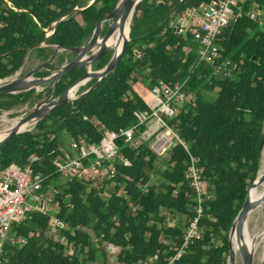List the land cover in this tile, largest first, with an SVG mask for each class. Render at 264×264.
I'll list each match as a JSON object with an SVG mask.
<instances>
[{
  "label": "trees",
  "instance_id": "16d2710c",
  "mask_svg": "<svg viewBox=\"0 0 264 264\" xmlns=\"http://www.w3.org/2000/svg\"><path fill=\"white\" fill-rule=\"evenodd\" d=\"M119 1L0 0V79L14 76L29 51L27 64L34 67L35 59L41 64L53 55L54 46L85 45ZM210 1L140 2L116 70L85 97L0 147V172L32 163L36 173L50 176L42 192L58 191L52 204L56 213L34 211L12 225L14 242H6L2 264H110L109 246L119 250L115 264H228L230 232L258 177L264 146V0H244L243 17L218 36L219 58L213 65L199 62L201 45L190 31H177L187 13ZM113 53L92 69L102 70ZM68 56L63 51L54 61L64 64L76 57ZM85 73V68L69 73L39 94L0 95V111L57 98ZM185 81L186 102L167 119L179 141L166 156L140 139L144 125L134 136L138 143L126 142L123 133L138 124L135 113L152 111L153 87ZM106 132L120 137L104 181L55 173L53 161L69 150L66 141L98 145ZM193 163L209 198L202 203L197 234L185 244L198 206L188 177ZM170 216L179 219L169 225ZM20 238L23 243H17Z\"/></svg>",
  "mask_w": 264,
  "mask_h": 264
},
{
  "label": "built area",
  "instance_id": "2783aa9c",
  "mask_svg": "<svg viewBox=\"0 0 264 264\" xmlns=\"http://www.w3.org/2000/svg\"><path fill=\"white\" fill-rule=\"evenodd\" d=\"M243 2L244 0H211L208 4L193 9L179 21L180 24L188 27L185 32L190 31L201 45L200 63L213 65L219 58L218 36L231 23L243 17ZM247 15L255 18V13L248 12ZM185 86L186 81L176 84L160 83L154 86L152 111L135 113L138 124L123 133L126 136V142L138 143L139 141L134 140V136L137 129L143 125L146 126V131L140 135V139L148 141L155 153L164 151L170 138L175 137L179 141L174 130L167 124V119L176 117L180 112V106L186 102ZM119 137L120 135L115 132H106L104 139L98 145L84 141L71 142L69 150L54 159L55 173L68 178L104 181L113 169L112 164L117 156L116 143ZM161 141L165 143L159 146ZM34 161H36L35 158L31 162ZM124 162L128 164L126 160ZM49 177L36 173L32 163L23 168L12 165L0 172V264L3 261L2 255L6 242H14L9 236L12 225L25 221L28 214L34 211L48 214V205L53 204L54 197L44 198L42 188ZM188 177L197 192L198 206L197 216L191 221L187 230L185 244L197 234L198 224L203 215L202 203L209 198V194L202 188L201 175L194 163L189 167ZM50 190H53L54 195L58 194V191H54L52 187ZM30 199L33 202H30ZM23 242L22 238L17 241V243Z\"/></svg>",
  "mask_w": 264,
  "mask_h": 264
},
{
  "label": "water",
  "instance_id": "95a60500",
  "mask_svg": "<svg viewBox=\"0 0 264 264\" xmlns=\"http://www.w3.org/2000/svg\"><path fill=\"white\" fill-rule=\"evenodd\" d=\"M94 1L95 0H93V2ZM142 1L143 0H120L113 13L108 17L104 18L103 20H101L97 24L92 37L85 45L74 48L54 46L55 51L47 61L41 63L39 66L28 71L24 75H21L22 69L29 55L30 52L29 51L23 66L14 76L6 79H0V81H2V84L0 85V95L21 94L31 90H35V92L37 93L40 91V89L44 88L48 84H53V86H55L64 76H66L69 73H72L82 68L86 69V73L77 81H75L72 84V86H70L61 96L54 98L51 101H49L50 98L41 101L33 107L31 112L26 113L25 116L19 122V124L16 127H14L6 137L0 140V147H2L4 144L9 142L14 136L24 133V132H20V127L24 123L33 119H37V123H38L52 112L58 110L59 108L68 104H72L74 101H76L81 97H85L89 92L95 90L105 77H107L110 73L116 70L127 48L128 42L130 40L129 37L124 40L121 51L118 54L113 53L110 62L102 70L94 71L92 70V66L96 61H98L100 58L105 56L107 53L114 52L113 49L107 45L108 40L117 30H119L121 34L124 35L127 23L129 26V36H130L131 22L134 13L136 11L138 4ZM76 11L77 9L73 10L71 13H74ZM107 21H111V24L109 25L105 35L101 36L103 24ZM60 51H67L74 53L76 57L74 60L65 64L55 63L54 60ZM51 66H54L56 69L51 70L50 69ZM45 70L49 71V73L41 77L36 76V74ZM94 79L97 80L94 86L82 92L75 99H69L68 92L72 87L78 85L81 88L82 86H85L89 81ZM31 130L32 129L28 131ZM263 143H264V137H263ZM263 183H264V175L260 176L258 174V177L255 180V182L248 187V193L245 203L241 211L239 212L230 232L231 250H232V234L233 232H236L237 241L239 244H241V247L239 248L238 252L242 258L243 264L254 263L253 258H251L248 255L246 248L242 246V241L244 239V232H245L243 222L246 220L251 210L255 207V203L252 202L249 198V190L251 187ZM229 255L230 257L228 259V264H235V258H231V251Z\"/></svg>",
  "mask_w": 264,
  "mask_h": 264
},
{
  "label": "bare ground",
  "instance_id": "6f19581e",
  "mask_svg": "<svg viewBox=\"0 0 264 264\" xmlns=\"http://www.w3.org/2000/svg\"><path fill=\"white\" fill-rule=\"evenodd\" d=\"M128 37H129V26L127 23L124 35H122L121 32L117 30L110 37L107 45L113 49L115 54H118L121 51L124 40ZM0 83H2V81H0ZM79 88L80 86L77 85V86L72 87L69 90L68 92L69 99H75L77 97ZM23 117H18V118L9 119V120H2V116H1L0 123L3 125V129L0 130V140L8 135L10 131L19 124V122L21 121ZM36 124H37V119L28 121L20 127V132H25L30 129H33ZM259 175L260 176L264 175V152H263L262 165H261ZM249 198L252 202L255 203V207L251 210L246 220L243 222L245 232H244V239L242 241V246L246 248L248 255L254 260L255 255L258 251V246H259V244L257 243V238L263 235L264 233L260 235L258 234V237L257 235L250 236L247 228H248V223L253 218V216H255L256 214L264 213V183L251 187L249 190ZM240 247H241V244H239L237 241V234L236 232H233L231 258H236V255Z\"/></svg>",
  "mask_w": 264,
  "mask_h": 264
},
{
  "label": "rangeland",
  "instance_id": "374dc122",
  "mask_svg": "<svg viewBox=\"0 0 264 264\" xmlns=\"http://www.w3.org/2000/svg\"><path fill=\"white\" fill-rule=\"evenodd\" d=\"M111 24V21H107V22H105L104 24H103V29H102V35L101 36H104V32L106 31V29H108V27H109V25ZM178 32H182V33H184L185 32V30H188L187 28L188 27H186V25H183V24H180V23H178ZM129 38H130V36H129ZM63 51H60L59 52V54L60 53H62ZM68 54H69V56H68V58H70L71 56H70V52H68ZM34 59V58H33ZM66 60H67V58H66ZM35 62L36 63H40V62H37L36 61V59H35ZM55 63H56V61H54ZM65 63H68V62H65ZM64 63V64H65ZM35 64V63H34ZM31 68H33V65H31L30 63H28L27 64V66L24 68V69H22L23 70V73L25 74V73H27V71H29ZM93 70V69H92ZM45 71H47V70H45ZM21 75H22V73H21ZM2 83H0V85H1ZM48 85H50V84H48ZM48 85H46V86H48ZM86 86V85H85ZM85 86H82V87H85ZM45 88V87H44ZM44 88H42V89H40V91L39 92H37L36 94H39L40 92H42L43 91V89ZM81 89V88H80ZM80 89H79V92H78V95H80L82 92L80 91ZM77 95V96H78ZM211 96V97H210ZM207 95V94H205V97L207 98V99H212V98H214L215 97V95ZM51 100H53V99H49V101H51ZM35 105H30V104H25V105H22V106H19V107H16V108H14L13 110H11V111H0V117L1 116H8L9 118H11V119H13V118H17V117H23L26 113H29V112H31V110L33 109V107H34ZM182 106H184V105H182ZM182 106H180V108H182ZM7 113V114H6ZM36 126V125H35ZM35 128V127H34ZM34 128L32 129V130H34ZM1 129H3V125L0 123V130ZM31 130V131H32ZM151 141V140H150ZM178 142V139L177 138H175V137H172V138H170V142H168L166 145H165V147H164V151H157L156 153L159 155V156H161V157H165L166 156V154L170 151V149L176 144ZM165 142L164 141H161L160 143H159V146L160 145H162V144H164ZM71 144V140L69 141H66V144H65V147L68 149L69 148V145ZM263 152H264V146H263V151H262V156H261V165H262V159H263ZM260 169H261V166H260ZM260 172V171H259ZM43 197L44 198H46V197H51V198H53L54 197V194H53V192H52V190L51 191H49L48 193H47V195L46 194H44L43 195ZM30 202H33V200L32 199H30ZM35 206H38V204H35ZM48 209H49V211L47 212V213H49V214H54V213H56L57 211H58V208H56L55 206H53L51 203H49V205H48ZM179 219V217L178 216H176L175 217V219H174V216H170L169 218H168V224L169 225H173L174 223H175V221H177ZM247 230H248V233H249V235L250 236H255V235H257V237H258V234L260 235V234H263L264 233V213H262V214H256L255 216H253V218L250 220V222L248 223V228H247ZM257 243L259 244V246H258V251H257V253H256V255H255V258H254V263L253 264H264V234L263 235H261V236H259L258 238H257ZM220 244V242H217V245H219ZM118 252H119V250L117 249V248H115V247H110L109 246V248H108V253H109V259H110V264H115V259H116V256H117V254H118ZM229 257H230V255H229ZM229 257H228V259H229ZM263 258V259H262ZM258 259V260H257ZM235 264H243V262H242V258H241V256H240V254H239V252L237 253V255H236V258H235Z\"/></svg>",
  "mask_w": 264,
  "mask_h": 264
},
{
  "label": "crops",
  "instance_id": "0c3cea01",
  "mask_svg": "<svg viewBox=\"0 0 264 264\" xmlns=\"http://www.w3.org/2000/svg\"><path fill=\"white\" fill-rule=\"evenodd\" d=\"M59 54V53H58ZM57 54V55H58ZM57 57V56H56ZM27 60H28V58L26 59V62H25V65H24V67H23V69L27 66ZM55 60H56V58H55ZM40 64L39 63H35V66L33 67V68H31L30 70H32V69H34V68H36L37 66H39ZM29 70V71H30ZM28 72V71H27ZM22 75H24V73H23V70H22Z\"/></svg>",
  "mask_w": 264,
  "mask_h": 264
}]
</instances>
